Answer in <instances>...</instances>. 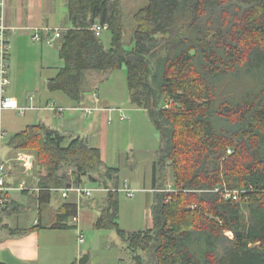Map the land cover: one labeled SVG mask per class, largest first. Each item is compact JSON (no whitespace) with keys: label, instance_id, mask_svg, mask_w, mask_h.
<instances>
[{"label":"trees","instance_id":"1","mask_svg":"<svg viewBox=\"0 0 264 264\" xmlns=\"http://www.w3.org/2000/svg\"><path fill=\"white\" fill-rule=\"evenodd\" d=\"M147 1L124 18L121 0H67L71 28L57 39L63 66L46 86L80 108L87 72L125 70L131 105L147 112L160 138L152 228H121L120 170L87 139L37 124L8 145L35 155L43 201L52 189L86 183L106 190L81 204L97 210L95 229L127 243L131 264L144 256L151 264H264V0ZM96 25L108 27L109 48ZM78 211L65 205L51 228H70ZM89 263L87 254L72 264Z\"/></svg>","mask_w":264,"mask_h":264},{"label":"crops","instance_id":"2","mask_svg":"<svg viewBox=\"0 0 264 264\" xmlns=\"http://www.w3.org/2000/svg\"><path fill=\"white\" fill-rule=\"evenodd\" d=\"M4 2V20L10 43V84L6 94L8 98L15 100L19 107L27 109L24 115L15 110L3 112V127L7 135L12 137L30 125L44 124L73 139L77 137L87 139L93 148L101 150L104 158L109 142L107 119L109 118L110 122L111 115L115 112L120 114L121 121L128 120L129 116L125 119L123 110L112 107L105 94L97 93L96 90L88 92L85 103L78 108L64 94L50 92L46 86L47 81L54 78L61 67L58 66L56 55H52L51 52L57 45V39L51 45L46 39L50 37L51 32L71 28L67 0H62L61 6L58 0H4ZM37 30L42 35L43 40L40 42L33 40ZM94 76L97 80L103 78ZM52 105L63 108L64 112L56 114L50 109ZM85 108L93 111L84 112ZM79 112L91 115L92 119H87L85 123V117ZM19 155L30 159L31 167H26L24 162L19 160ZM0 159L6 166L9 198L8 208L3 214V225L7 228L0 231L2 263L72 264L87 255L80 254L76 258L75 242L80 245L79 237L83 235L81 232L95 226L98 215L92 210L95 209L94 206H83L78 195L72 190L64 197L66 189H52L47 201L41 200L39 170L35 167L36 157L33 153L16 152L7 142L1 145ZM151 186L144 191L153 194L154 198L153 171ZM71 188L73 187L69 186L67 190ZM105 195V192H100L97 197L103 199ZM69 203L79 205L78 222L71 219L70 228L52 229L51 227L57 223V215ZM72 228L77 230L73 232Z\"/></svg>","mask_w":264,"mask_h":264},{"label":"rangeland","instance_id":"3","mask_svg":"<svg viewBox=\"0 0 264 264\" xmlns=\"http://www.w3.org/2000/svg\"><path fill=\"white\" fill-rule=\"evenodd\" d=\"M124 8V18H127L129 10H138L148 5L147 0H121ZM59 6L62 0H58ZM126 20V19H125ZM133 27L129 22L124 29V42L127 48H132ZM101 40L105 48L111 45V34L108 30L101 32ZM58 45L52 50V55H56L58 66H63V62L59 59ZM93 74V75H92ZM101 76L100 80L96 76ZM87 86L91 93L105 94L110 105L114 108H121L129 119L120 120V114L115 112L111 115V121H106L109 129L108 148L105 150V161L108 166L118 168L119 186L122 188L125 184L132 189L138 190L135 197L129 199L124 192H120V226L127 232H136L146 230L152 227L151 206L154 198L153 194L144 191L150 189L153 164L156 160V153L160 146V138L157 130L153 126L151 120L143 110L136 109L131 105L129 91L127 88V77L125 70L113 71L106 74L89 71L87 72ZM84 118L92 119L90 115H84ZM20 115V114H19ZM3 118V115H2ZM3 123V119H2ZM11 137L7 135V139L3 145L9 141ZM172 177V173H169ZM84 188L96 189L90 183H86ZM100 192H94L92 198L101 200L97 197ZM98 215L96 209H92ZM34 216L35 213H32ZM0 219V228L4 222V216ZM73 232L76 228L71 229ZM85 238L83 244L76 245V258L80 254H89L90 264H131L132 258L127 248V243L123 241L118 233L114 230L99 231L94 227H88L81 232ZM144 264H151L150 259L144 256Z\"/></svg>","mask_w":264,"mask_h":264},{"label":"built area","instance_id":"4","mask_svg":"<svg viewBox=\"0 0 264 264\" xmlns=\"http://www.w3.org/2000/svg\"><path fill=\"white\" fill-rule=\"evenodd\" d=\"M4 8H5V2L4 0H0V148L3 142L7 139V132L3 127L2 123V115L3 112L9 111V110H15L18 111L21 115H24L25 111L27 110L26 108H21L18 106L17 102L11 98L7 97V88L10 84V79H9V56H10V43H9V38H8V28L5 24L4 20ZM97 35H101V32L104 30H107V26H101V25H96L93 28ZM60 37V32H51L50 37L46 39V42L51 45L53 44L55 39H58ZM33 40L34 41H42V35L39 30L35 32L33 35ZM50 109L54 111L56 114H60L64 111L63 108H57L54 105L50 106ZM84 112L90 113L93 111V109H83ZM125 119L128 118L126 115L123 116ZM19 160L23 161L26 167H31V161L30 159H27L23 155H19ZM7 187H6V166L5 163L0 159V218L3 216V209L7 206L9 202V198L7 196ZM74 191L80 200L84 197L91 198L93 196L94 192H103L106 190L103 189H88V188H71V189H66L64 190V197H67L68 191ZM167 192H174L176 193L177 191L172 189L171 187H168V189L164 190ZM120 192L126 193L127 197L129 199H132L135 196V190L130 188L127 184H125L121 189ZM225 197L227 198H234L237 199L239 197V194L237 192L231 193V192H226ZM172 199L169 198L168 201H171ZM1 220V219H0ZM74 222H78V217L73 219ZM85 241L84 236L81 235L79 237V243L83 244ZM0 249H1V241H0ZM0 264L2 261L0 260Z\"/></svg>","mask_w":264,"mask_h":264}]
</instances>
